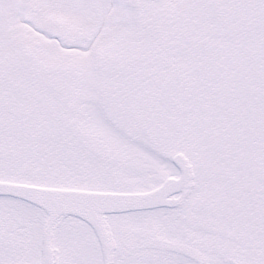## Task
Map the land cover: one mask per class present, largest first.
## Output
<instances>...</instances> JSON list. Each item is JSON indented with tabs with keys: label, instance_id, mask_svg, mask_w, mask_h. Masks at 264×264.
<instances>
[{
	"label": "snow or ice",
	"instance_id": "snow-or-ice-1",
	"mask_svg": "<svg viewBox=\"0 0 264 264\" xmlns=\"http://www.w3.org/2000/svg\"><path fill=\"white\" fill-rule=\"evenodd\" d=\"M0 264H264V0H0Z\"/></svg>",
	"mask_w": 264,
	"mask_h": 264
}]
</instances>
